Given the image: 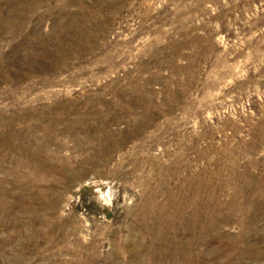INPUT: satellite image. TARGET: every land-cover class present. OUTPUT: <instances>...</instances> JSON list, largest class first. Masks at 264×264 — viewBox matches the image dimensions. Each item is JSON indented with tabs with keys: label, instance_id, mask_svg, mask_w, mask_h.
<instances>
[{
	"label": "rangeland",
	"instance_id": "374dc122",
	"mask_svg": "<svg viewBox=\"0 0 264 264\" xmlns=\"http://www.w3.org/2000/svg\"><path fill=\"white\" fill-rule=\"evenodd\" d=\"M0 264H264V0H0Z\"/></svg>",
	"mask_w": 264,
	"mask_h": 264
}]
</instances>
